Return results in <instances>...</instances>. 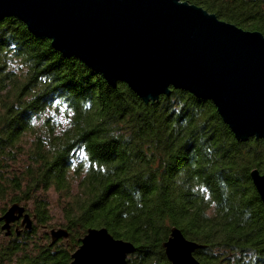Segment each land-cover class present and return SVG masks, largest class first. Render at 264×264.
<instances>
[{
    "label": "trees",
    "instance_id": "1",
    "mask_svg": "<svg viewBox=\"0 0 264 264\" xmlns=\"http://www.w3.org/2000/svg\"><path fill=\"white\" fill-rule=\"evenodd\" d=\"M187 1L264 34V0ZM255 168L264 172V139L237 141L210 100L173 88L146 103L20 19L0 20V216L20 203L36 223L16 222L10 236L0 224V264H69L103 227L135 244L127 264H171L172 227L203 245L202 264H264ZM51 192L62 245L51 244Z\"/></svg>",
    "mask_w": 264,
    "mask_h": 264
},
{
    "label": "water",
    "instance_id": "2",
    "mask_svg": "<svg viewBox=\"0 0 264 264\" xmlns=\"http://www.w3.org/2000/svg\"><path fill=\"white\" fill-rule=\"evenodd\" d=\"M16 17L38 37L51 40L64 57H76L116 87L124 82L145 101L172 89L210 100L239 142L264 139V34L245 30L187 0H0V20ZM264 203V172L250 173ZM31 230L25 205L13 203L0 216ZM52 245L67 239L50 230ZM171 264H202L203 247L177 228L162 244ZM134 243L106 227L89 228L69 264H127Z\"/></svg>",
    "mask_w": 264,
    "mask_h": 264
},
{
    "label": "rangeland",
    "instance_id": "3",
    "mask_svg": "<svg viewBox=\"0 0 264 264\" xmlns=\"http://www.w3.org/2000/svg\"><path fill=\"white\" fill-rule=\"evenodd\" d=\"M50 198H51V202H52V210H53V215H54V220H53V224H52V228H60V227H63L62 224L64 223V219L61 215V212H60V209H59V206H58V202L56 200V195L54 194V192H51L50 193ZM29 211V209H28ZM33 224L35 225V219H33ZM40 227H38V230L40 231ZM51 229V228H50ZM67 239H61L60 241V244H64L66 243Z\"/></svg>",
    "mask_w": 264,
    "mask_h": 264
}]
</instances>
